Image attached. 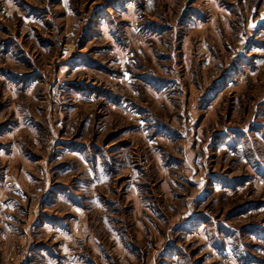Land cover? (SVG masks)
Instances as JSON below:
<instances>
[{"label":"rangeland","instance_id":"374dc122","mask_svg":"<svg viewBox=\"0 0 264 264\" xmlns=\"http://www.w3.org/2000/svg\"><path fill=\"white\" fill-rule=\"evenodd\" d=\"M0 264H264V0H0Z\"/></svg>","mask_w":264,"mask_h":264},{"label":"built area","instance_id":"2783aa9c","mask_svg":"<svg viewBox=\"0 0 264 264\" xmlns=\"http://www.w3.org/2000/svg\"><path fill=\"white\" fill-rule=\"evenodd\" d=\"M196 163H197L198 165H201V163H202V157H201V156H198V157L196 158Z\"/></svg>","mask_w":264,"mask_h":264}]
</instances>
